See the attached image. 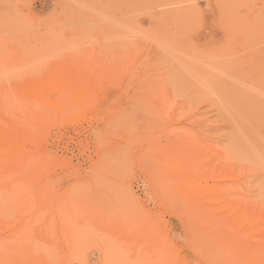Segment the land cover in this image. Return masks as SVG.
Instances as JSON below:
<instances>
[{"label":"rangeland","instance_id":"1","mask_svg":"<svg viewBox=\"0 0 264 264\" xmlns=\"http://www.w3.org/2000/svg\"><path fill=\"white\" fill-rule=\"evenodd\" d=\"M226 42L228 43L226 44ZM0 48V83L8 85L10 94H13L11 90L18 91L20 87L22 94L26 93V90L22 87L33 81L32 78L34 80L40 79L43 87L49 85L45 88H48L50 92L51 87L61 81L59 84H63L68 92L67 95L71 92L70 95L72 96L69 97L68 95V98H72V100H69L70 104L74 103L72 105L68 103L69 105L66 104L68 106L62 105L60 107V103L51 102L49 103L52 105L51 109L49 104H46L48 109L45 107L46 105H43L42 109L40 108V110L34 112V114L36 113L34 115L36 116L35 121L38 115L43 118L39 113L41 111L46 112V110H48L46 113L41 114L47 119L44 120L45 122L42 119V123L41 121L34 122L32 119L33 122L31 121V123L36 125L32 126L30 123L31 116H29V119H27L32 126H29L30 128L28 127V120L24 118L27 117V112H30L31 103L33 106L35 105L34 101L27 102V105H30L28 108L26 107L28 111L25 109L24 115L17 120V122H21V118L24 116L22 123L25 120L24 123L26 122L28 125L19 124L23 126L19 127L18 125L17 128V123H14L16 120L11 119L13 116L9 117V120L5 119L9 123L14 121L12 126L14 131L12 130V132L13 136L17 137L14 143L16 145L11 167L13 169L18 166L23 168V176L21 182H17V186L20 188L21 185H26L22 182L27 177L38 179L37 185L30 192L31 195L35 196L39 192H45L42 189L44 185H48V181L49 184L52 182V185L44 193V201L42 202L31 200L33 197L28 193L25 197L31 203L27 202L28 205L23 199L21 202L19 201L21 204L17 203L19 198L16 205H14V199L17 196H14L15 198L12 196L14 203H10L6 200L9 196L0 195V203L5 200V203L8 204L9 202V207L5 203L6 206L4 208L2 206L3 209L5 207L8 209L6 208L4 211L2 209L1 218H6L9 224L14 221L26 222L27 217L31 220L32 217L29 214L33 215L34 209H37L40 205L43 206L44 202H50L49 207L45 208V212H42L39 220L44 218L41 222L38 221L36 224L38 218H32L34 223L32 239L38 237L40 231L48 228V222L49 224L52 222V224H55H53L55 228L50 225L52 231L53 229L56 230L53 231L55 237L52 236L51 231V239L57 241L56 239L59 238V242H61V236L66 240L72 239V236L74 239L75 236L77 238L79 236L85 237L84 241L87 244L80 242V246L86 250L84 251V264H98L104 258H102L104 244L111 241L113 243L111 246H115L113 240H117V238L113 239V236L118 235V233L112 232L114 234H111L109 238L110 228L106 224L105 227L100 224L98 220L100 214L105 213L112 217V215H117L111 211V209H116L113 208L114 206H119L116 213H123L125 211H123L124 207L132 204L133 208H131L132 206L126 207L129 215H126V217L133 216L131 219H137L141 215L147 214L146 216L149 217L151 214L150 220L154 218L158 229L163 230H159L160 234L167 236L171 253L177 264H264V246H262L264 245V205L260 204L261 208H258V203L264 202V0H0ZM66 49L68 50L66 51ZM24 57L27 59H24ZM117 62L119 63L117 64ZM22 64L29 66H22ZM51 66H54V68L51 69ZM43 67L46 68L41 69ZM49 68L52 70L50 71L51 77L48 76L49 71L47 70ZM38 72L39 79V75L36 74ZM3 74L5 78L1 77ZM10 74L12 75L10 76ZM44 74L45 77H43ZM78 75L81 80L78 77L80 83L76 84ZM25 76L26 78H24ZM35 76H37L36 79ZM66 78H69L68 81L63 82L62 80ZM17 79L21 82L16 81ZM147 80H153L156 83L164 80V86L168 90L170 89L172 99L171 104L169 103L171 107L168 104V110L170 111L166 112L167 115L166 113H160L156 109V104L149 105L150 98L144 99V95L148 93L147 87L144 86ZM71 84L74 89L78 88L80 84L81 90L80 87L76 89L78 92L75 90L80 96H77L75 92L72 94L74 89L72 90ZM1 90L0 98L3 93L4 96H7V92ZM52 93L54 92L52 91ZM18 97L20 98V93L15 96L17 100L10 99L13 104L10 103L8 98L3 107L7 110H13L14 114H18L19 110H16V108L19 109V104L16 102L19 101ZM77 98H81L80 102L82 104L77 101ZM83 99L87 103H84ZM14 102L17 105L15 108ZM59 108L64 111L61 112ZM30 113L29 115L32 114ZM28 130L30 134L27 133V135L25 133ZM187 132H193L190 135L191 137ZM24 136L25 138H23ZM18 138L26 141H17ZM34 144L36 145L35 148ZM196 144L199 147H196ZM182 147L184 150H182ZM194 149L199 150L194 152ZM220 153L221 156L217 155ZM198 154H201V156L199 157ZM208 154L212 159L209 158ZM204 155L205 157H203ZM23 156H25L24 159ZM194 156L197 157L194 159ZM218 158L219 162L216 161ZM226 159L239 166L246 165L247 168L245 171L241 169V173L237 172L235 168L238 165L232 169L229 166L232 163L229 164ZM32 160L37 167L34 168L33 163H31ZM164 160L165 162L168 161L169 164H167L168 162L165 163ZM193 162H196L195 165ZM200 162L205 165V168ZM209 163L215 165L210 168ZM224 163H227V167H224ZM23 164L24 166H22ZM196 164L199 165L196 166ZM45 165L47 166L45 167ZM206 165H209V167H206ZM39 167L41 168L39 169ZM208 168L213 171H209ZM164 171L167 174H164ZM168 174L173 175L172 177L176 176L177 181L172 180V177ZM166 175L171 179L168 180V184L165 183L168 177ZM155 182H157L156 185ZM160 182L162 183L159 184ZM170 185L172 188L168 187ZM1 186L2 184H0ZM38 186L40 187L38 188ZM70 186L71 189H68ZM176 186H178L180 192L176 191L174 195L173 192L177 190ZM226 186L229 189L225 188ZM173 187L176 189H173ZM21 188H25V186ZM167 188H170L171 191L173 189L171 193L174 196L170 200L168 198L172 195L167 192ZM3 189V187L0 188L1 191ZM163 189H166V191ZM84 191L91 196L88 198L89 200L86 199L88 195ZM98 192L99 195L97 196ZM231 192L233 196H236V194L242 195L243 193L245 196L242 195V197L248 195L247 201H245V198L243 200L245 204L242 205L241 195L240 198L237 197L239 200H235L237 198L234 199L233 197L234 200H230ZM239 192L240 194H238ZM63 193L65 196L73 193V196L79 195L81 200H78L79 202H82L83 199L81 198L84 196L81 193L85 194L83 198L89 203L90 200H94L96 203L98 202L97 199H104V202L100 199L101 203L103 202L102 204L99 200V205H103L102 207L106 205V208L100 209V206H95L94 202L90 204L95 206H93L94 210L97 207V210L100 211L106 210L110 205L107 209L109 213L96 210L98 213H95L97 214L96 217L91 215L92 219L89 213L93 211L91 209L93 207L90 204L85 206L87 202H84L82 205L80 204L81 209L78 207L77 211V215L79 213L80 218L82 216L81 219H85L80 223L81 219L75 214V210L73 216V212H71L72 214L63 212L66 211V208L70 212L68 207H63V211L61 208L58 209L62 206L60 204L64 202L65 196ZM91 194H94L95 197ZM199 194L203 198L199 199ZM212 195L218 196V199ZM208 196L211 198H207ZM58 197L61 199H58ZM75 197V200H77V196ZM163 197L166 199H163ZM219 197H221L220 200ZM204 198L207 199L204 200ZM248 198L256 203L258 202L257 207H254V202L251 203L252 200ZM228 199L230 203L227 202ZM78 201L77 203H79ZM225 201L228 206L222 208L223 203L221 202ZM52 203L56 204L52 205ZM1 205L3 204L1 203ZM192 205H196L195 209L197 206L199 208L200 205V211L198 208L196 211L193 209L194 213L192 210L194 206L192 207ZM209 205L211 208L215 206H218V208L215 207L213 208L215 210L212 211L213 209L208 207ZM26 206L28 209L31 208L29 212L25 210L27 209ZM231 206L234 208H230ZM22 207L25 208L24 211H21ZM86 207L89 208H87L89 212L85 211ZM238 207H242L239 208L242 211L238 210ZM17 208L22 214L19 210L20 214H16L17 211L14 212ZM121 208H123L121 210L123 212L119 211ZM54 209L57 210V213L62 212L59 215H63V213L72 215L67 218L63 215L65 221L66 219H68L67 221L71 220L69 223L66 222V225L63 222L66 226L65 230H68V227H71V230L63 231L64 227L60 220L62 216L59 219L58 215L57 222V213ZM226 210L230 212H225L226 215L223 216L225 219L222 216L221 219L219 215ZM249 210L250 213H248ZM256 210H258V213ZM12 212L14 213L12 214ZM190 212H193L191 215L194 216H191ZM235 212L238 213L237 217L239 219L235 220L237 218ZM50 213L53 214V216L51 215L52 219L56 217L53 219L54 222L51 220V216L48 217ZM251 213L253 215L250 217ZM256 213L259 214V216L257 215L258 218L254 215ZM87 216H90L91 221H88L89 217L87 218ZM226 216H229V218H226ZM233 216L235 217L231 218ZM121 217L126 222L131 220L128 217L126 218L125 214ZM242 217L244 220L240 221V225L239 220L240 218L242 220ZM226 219L228 220L226 221ZM219 220H222L223 223L222 221L217 222ZM230 221L231 224H227ZM42 222L45 226H42ZM58 223L61 225V231L57 230L59 228ZM78 223L81 224L79 228H77ZM67 224L71 225L67 226ZM237 224H239L238 229L233 227H237ZM227 225H230L231 229L233 228L230 230L231 232L227 230L230 229V226ZM35 226L36 230L39 228V233L35 231ZM222 226L224 228L223 232L220 230ZM255 226L259 228L254 230ZM43 227L45 228L43 229ZM211 227L216 230L211 229ZM250 227L253 229L252 231L248 229ZM4 229L5 232H3ZM244 230H247V232L250 230V232L248 234L247 232L243 233ZM0 231L1 234L10 232L5 226H1ZM59 232L61 236H59ZM78 232L80 233L76 234ZM63 233H66V237ZM236 233H240L238 236L247 234L246 240L242 241L238 238L236 241L233 238V236L237 237ZM9 234L6 233L5 237L0 236L7 239ZM85 234L86 236H84ZM255 237H257L256 240H254ZM88 238L90 239L88 240ZM62 242L58 243L59 246L61 244L60 248L65 247L66 242ZM10 243L7 244L10 245ZM82 243L84 244L82 245ZM223 243L227 244L223 245ZM230 246L232 247L230 248ZM241 248L246 249L244 254L235 257L234 254ZM216 252L219 256L215 254V257L214 253ZM118 253L117 262L121 261L118 264H126L129 260L127 257L130 258L128 264H137L136 261L131 259V253L128 250H124V254ZM251 253L253 256H250ZM67 263L80 264V261L71 259Z\"/></svg>","mask_w":264,"mask_h":264},{"label":"bare ground","instance_id":"2","mask_svg":"<svg viewBox=\"0 0 264 264\" xmlns=\"http://www.w3.org/2000/svg\"><path fill=\"white\" fill-rule=\"evenodd\" d=\"M27 11V10H26ZM29 12V11H28ZM29 14H30V12H29ZM21 15V14H20ZM27 15V14H26ZM32 17H33V15H32ZM9 18V17H8ZM23 19V18H22ZM30 19H33V18H30ZM8 20V19H7ZM22 21V20H21ZM37 21V20H36ZM26 26V25H25ZM23 27V26H22ZM22 29V28H21ZM24 32V31H23ZM22 32V33H23ZM234 32V31H233ZM20 34V33H19ZM10 35V34H9ZM16 36V35H15ZM230 36V35H229ZM11 37V36H10ZM28 37V36H27ZM9 38V37H8ZM29 38V37H28ZM13 40H15V39H13ZM12 40V41H13ZM43 40V39H42ZM209 40V39H208ZM229 40V39H228ZM20 41V40H19ZM24 41V40H23ZM26 41V40H25ZM227 41V40H226ZM48 42V41H47ZM229 42V41H228ZM228 42H226V44L228 43ZM14 43V42H13ZM31 43V42H30ZM209 43V42H208ZM3 44V43H2ZM7 44H9V43H7ZM12 44V43H11ZM210 44V43H209ZM225 44V43H224ZM4 45H5V43H4ZM64 45V44H63ZM211 45V44H210ZM223 45V44H222ZM8 46V45H7ZM21 46H23V45H21ZM28 46V45H27ZM233 46V45H232ZM40 47V46H39ZM64 47H65V45H64ZM221 47H223V46H221ZM226 47V46H225ZM23 48V47H22ZM66 48V47H65ZM228 48V47H227ZM233 48V47H232ZM1 49V48H0ZM23 50V49H22ZM40 50V49H39ZM68 49H66V51H67ZM7 51V50H6ZM6 51H5V53H6ZM20 51V50H19ZM18 51V52H19ZM24 51V50H23ZM26 51V50H25ZM70 51V50H69ZM68 51V52H69ZM17 52V53H18ZM29 53V52H28ZM66 53V52H65ZM22 54H23V52H22ZM31 54V53H30ZM74 54V53H73ZM125 54V53H124ZM11 55V54H10ZM27 55V54H26ZM123 56V55H122ZM121 56V57H122ZM125 56H126V54H125ZM26 57V56H25ZM24 57V59H27V58H25ZM36 57V56H35ZM34 57V58H35ZM68 57V56H67ZM86 57H88V56H86ZM124 57V56H123ZM134 57H135V55H134ZM5 58H6V56H5ZM11 58V57H10ZM3 59H4V57H3ZM17 59V58H16ZM36 59H37V57H36ZM121 59V58H120ZM126 59V58H125ZM7 60V59H6ZM20 60V59H19ZM122 60V59H121ZM8 61V60H7ZM12 61V60H11ZM18 61V60H17ZM22 61V60H21ZM24 61V60H23ZM56 61V60H55ZM120 61V60H119ZM123 61V60H122ZM122 61H121V63H122ZM5 62V61H4ZM4 62H1V63H4ZM40 62V61H39ZM52 62V61H51ZM125 62V61H124ZM6 63V62H5ZM11 63H13V62H11ZM20 63V62H19ZM33 63H34V60H33ZM66 63H68V62H66ZM112 63V62H111ZM119 62H117V64H118ZM120 63V64H121ZM8 64V63H7ZM10 64V63H9ZM35 64V63H34ZM34 64H32V65H34ZM144 64V63H143ZM6 65V64H5ZM14 65V64H13ZM21 65V64H20ZM24 64H22V66H23ZM38 65V64H37ZM52 65V64H51ZM63 65V64H62ZM69 65V64H68ZM67 65V66H68ZM71 65V64H70ZM1 66H2V64H1ZM10 66V65H9ZM21 66V67H22ZM24 66H29V65H24ZM41 67H42V65H40ZM45 66V65H44ZM49 66V65H48ZM63 66H65V65H63ZM4 67V66H3ZM11 67V66H10ZM25 68H27V67H25ZM25 68H23V69H25ZM44 68H46V67H43V68H41V69H44ZM51 69H53L54 68V66H51L50 67ZM48 69L47 71H49V73H48V76L49 77H51V72L50 71H52L51 69ZM56 68V67H55ZM58 68V67H57ZM22 69V70H23ZM28 69V68H27ZM63 69H64V67H63ZM69 69V68H68ZM5 70V69H4ZM26 70V69H25ZM59 70V69H58ZM58 70H56V71H58ZM6 71V70H5ZM12 71V70H11ZM17 71H19V70H17ZM37 71H39V70H37ZM36 71V72H37ZM43 71V70H42ZM45 71V70H44ZM61 71V70H60ZM65 72H66V70H64ZM23 72V71H22ZM40 72V71H39ZM39 72L38 73H36L37 75H39ZM53 72H54V70H53ZM79 72V71H78ZM114 72V71H113ZM6 73V72H5ZM8 73H9V71H8ZM27 73H28V71H27ZM45 73V72H44ZM47 73V72H46ZM59 73V72H58ZM63 73V72H62ZM62 73H60V74H62ZM67 73H68V71H67ZM1 74V73H0ZM17 74V73H16ZM26 74V73H25ZM24 74V75H25ZM30 74V73H29ZM35 74V73H34ZM41 74V73H40ZM55 74H56V72H55ZM54 74V75H55ZM66 74V73H65ZM69 74V73H68ZM81 74V73H80ZM79 74V75H80ZM7 75V74H6ZM12 74H10V76H11ZM27 75V74H26ZM31 75V74H30ZM53 75V74H52ZM53 75V76H54ZM58 75V74H57ZM67 75V74H66ZM79 75L77 76V78H76V76H75V78H76V81L77 82H75L76 84L77 83H80L79 81L81 80V77H79ZM4 77L5 78V76H4V74L3 75H1V77ZM41 76H43V75H41ZM67 76H69V75H67ZM84 76V75H83ZM146 76V75H145ZM27 77H28V75H27ZM30 77V76H29ZM36 77L37 76H35L34 78L36 79ZM39 77H40V75L38 76V79H39ZM43 77H45V74H44V76ZM73 77V76H72ZM80 78V80H79V78ZM160 77V76H159ZM18 78V77H17ZM24 78H26V76L24 77ZM32 78V77H31ZM59 78V77H58ZM71 78V77H70ZM74 78V77H73ZM113 78V77H112ZM11 79L13 80V78L11 77ZM29 80H31L30 78H28ZM48 79V78H47ZM51 79V78H50ZM62 79V78H61ZM61 79H59V80H61ZM69 79V78H68ZM68 79L66 78V79H64V80H62L63 82L64 81H68ZM84 79V78H83ZM83 79H82V81H83ZM151 79V78H150ZM152 79H154V78H152ZM158 79H160V78H158ZM157 79V80H158ZM162 79V78H161ZM165 79V78H164ZM19 79H17L16 81H18ZM28 80V81H29ZM32 80L33 81H30L29 82V84H27L28 82L26 81V84L27 85H25L24 87H22V88H24L25 90H26V93H23L22 94V91H21V87H20V85H19V87H20V89L18 88V91H19V93H20V98H21V100H22V102L20 103V98L18 97V100L19 101H16L18 104H19V109L18 108H16V110L18 111V114H14L13 113V110H7V109H5V107H3V104L5 103V101L8 99L9 101H10V103H11V100L10 99H15V100H17L16 98H15V96H17L19 93H18V91L17 90H15L14 89V91H12L11 90V92H13V94L11 93H9V89H8V85H6V84H4V83H0V88L1 89H3L4 90V92L6 91L7 92V96L5 95H3L2 93V95H1V98H0V112H1V114H0V184H2V186L0 187V188H4L2 191L0 190V195H5V196H9V197H7L6 198V200H8L10 203L12 202V203H14V200H15V204L14 205H16V201H17V199H18V201H17V203H20L21 202V200L23 199L24 200V202H30V201H28V199L27 198H25L26 197V195L29 193V195H31L30 194V192H31V190H32V188L33 187H35L36 185H37V183H38V179H36V178H34V177H27L26 178V180L25 181H23L22 183H24V184H26V185H23V186H25V188H21V187H23L22 185L20 186V188L17 186V182H19L20 180H21V177L23 176V168L21 167V166H18L16 169H13L12 167H11V163H13V156H14V151H15V145L16 144H14L15 143V141H16V138L13 136V132H12V130L14 131V129L12 128V126H13V122L14 121H12V123H9V121L7 122V120H9L10 118H11V116H13L11 119H15L16 121L14 122L15 124L17 123V128H18V125L19 124H26V125H28L27 123H29V116H31V119H30V123H31V121H32V119H33V121L34 122H38V121H41L42 119V121L43 122H45L44 120H46L47 118H44L45 116H42L43 114H41V113H44V112H42L41 111V113H39V111H37L39 114H40V116L41 117H43V118H40L39 117V115L37 116L38 118H36L37 120L35 121V117L36 116H34L35 114H34V112H36V110H40V108L41 107H43V105H46V104H49V103H51V102H58L57 104H59L60 103V107H62V105H64L65 107L66 106H68L69 104H70V102H69V100H72V98H68V95H69V97L70 96H72V95H70L71 94V92L67 95V90L65 89V87L63 86V84H59V83H61V81L58 83V84H54L52 87H51V92L48 90V88L46 89L45 87H48L49 85H46L45 87H43V85L41 84V80L39 79V80H34L33 78H32ZM52 80V79H51ZM75 80V79H74ZM73 80V81H74ZM79 80V81H78ZM144 80V79H143ZM5 81V80H4ZM14 81V80H13ZM20 82H21V80H19ZM53 81V80H52ZM57 81V80H56ZM70 81V80H69ZM86 81V80H85ZM84 81V82H85ZM9 82V81H8ZM49 83H50V81H49ZM70 83V82H69ZM74 83V82H73ZM87 83V82H86ZM16 84V83H15ZM25 84V83H24ZM65 84H66V82H65ZM89 84V83H88ZM45 85V84H44ZM86 85V84H85ZM71 86H72V84H71ZM75 86H77V85H75ZM144 86L145 87H147V89H148V93L146 94V95H144L145 97H144V99H146V98H150V103H149V105H153V104H156V109L160 112V113H166L167 111L169 112L170 110H168L169 108H168V104L170 103L171 104V99H172V97H171V93H170V89L168 90V88H166L165 86H164V80H160V82L159 83H156V82H154L153 80L151 81V80H147L146 82H145V84H144ZM168 86H170V85H168ZM13 87H14V85H13ZM16 87V86H15ZM80 87V84H79V86H78V88ZM17 88V87H16ZM71 88V87H70ZM77 87H76V89H78ZM83 88V87H82ZM171 88V87H170ZM0 89V91H2ZM13 89V88H12ZM74 88H73V86H72V90H73ZM76 89H74L73 90V92H72V94H74V92H75V90ZM80 90H81V87L79 88ZM23 90V89H22ZM172 90V89H171ZM21 91V92H20ZM50 93H49V92ZM52 91L54 92V93H52ZM77 91V90H76ZM24 92V91H23ZM78 92V91H77ZM77 92H75L76 94H77ZM139 92V91H138ZM171 92H173V91H171ZM51 93H52V100L50 99L51 98ZM49 94V95H48ZM140 94V93H139ZM55 96V98L53 99V97ZM79 94H77V96H78ZM80 96V95H79ZM3 97V98H2ZM5 97H6V99H5ZM80 99L81 98H77V101H79L80 102ZM86 99L88 100V97L86 96ZM137 99V98H136ZM14 100V101H15ZM76 100V99H75ZM177 100V99H176ZM30 101L32 102V101H34L35 103V105L33 106V104L31 103V106L29 107L28 105H27V102H29L30 103ZM86 101V100H85ZM84 101V99H83V102L84 103H87V101L85 102ZM183 101V100H182ZM62 103H64V104H62ZM69 103V104H68ZM76 103V102H75ZM81 104H82V102H80ZM11 104H13V103H11ZM16 103L14 102V108L15 107H17V105H15ZM66 104H68V105H66ZM72 104H74L73 102L70 104V105H72ZM170 104H169V107H171L170 106ZM177 104V103H176ZM175 104V105H176ZM7 105V104H6ZM49 108L51 109V106L52 105H50L49 104ZM54 106H56L55 104H54ZM79 106V105H78ZM26 107L28 108L29 107V111L32 113H30L31 115H29V113L27 112V117L26 118H24L25 120L27 119L28 120V122L26 123H24V121H23V123H22V118L24 117H22L21 118V122H17V120H18V118L19 117H21L22 115H24V113H25V109H26ZM46 108L48 107L47 105L45 106ZM71 107V106H70ZM58 108V107H57ZM148 108V107H147ZM181 108V107H180ZM11 109V108H10ZM42 109V108H41ZM48 109V108H47ZM59 109H61V112H63L64 110H62V108H59ZM63 109H67V108H63ZM69 109V108H68ZM173 109V108H172ZM46 110V109H45ZM58 110V109H57ZM56 110V111H57ZM4 111V112H3ZM15 111V110H14ZM16 111V112H17ZM26 111H28L27 109H26ZM48 110H46V112H47ZM50 111V110H49ZM173 111V110H172ZM3 112V113H2ZM10 112H11V114H10ZM45 112V113H46ZM73 113V112H72ZM160 113H158V114H160ZM13 114V115H12ZM48 114V113H47ZM57 114V112L55 113V115ZM156 114H157V112H156ZM169 114V113H168ZM16 115V116H15ZM166 115H167V113H166ZM165 115V116H166ZM32 116H34V118H32ZM155 116V115H154ZM7 117V118H6ZM10 117V118H9ZM155 117H157V116H155ZM9 118V119H8ZM5 119H7V120H5ZM153 119H154V117H153ZM159 119V118H158ZM32 121V122H33ZM42 121H41V123H42ZM29 123V125H28V127L29 126H31V124ZM40 123V122H39ZM152 123V122H151ZM14 124V125H15ZM44 124V123H43ZM34 124H32V126H33ZM20 126H23V125H19V127ZM31 126V127H32ZM34 126H36V125H34ZM149 126V125H148ZM27 127V126H26ZM149 127H151V126H149ZM172 127V126H171ZM30 128V127H29ZM34 128V127H33ZM23 129H24V127H23ZM26 129H28V128H26ZM31 131H33L34 130V132H35V128L32 130V129H30ZM149 130V129H148ZM29 131V130H28ZM23 132V133H25V134H27V133H29L30 134V131L29 132ZM168 131V130H167ZM169 132V131H168ZM33 133V132H32ZM31 133V134H32ZM36 133V132H35ZM39 133V132H38ZM37 133V134H38ZM188 134H189V136L190 135H192L193 134V132L191 133V132H187ZM34 134V133H33ZM33 134H32V137H33ZM28 135V134H27ZM35 135V134H34ZM31 136V135H30ZM37 136V135H36ZM35 136V137H36ZM39 136V135H38ZM20 137V136H19ZM191 137V136H190ZM14 138H15V140H14ZM23 138H25V136L23 137ZM34 138V137H33ZM40 138V137H39ZM42 138V137H41ZM99 138V137H98ZM19 139V138H18ZM17 139V141H22V140H18ZM41 140V139H40ZM39 140V141H40ZM189 140V139H188ZM26 141V140H25ZM25 141H22V142H25ZM28 141V140H27ZM30 141V140H29ZM21 142V143H22ZM182 142V141H181ZM187 142V141H186ZM27 143V142H26ZM32 144H33V142H31ZM38 143V142H37ZM36 143V144H37ZM40 143V142H39ZM188 143V142H187ZM32 144H29V145H32ZM21 144H19V146H20ZM40 145H41V143H40ZM197 145V144H196ZM196 145H194V146H196ZM33 146V145H32ZM35 144H34V148H35ZM183 146V145H182ZM20 147H22V146H20ZM43 147V146H42ZM178 147V146H177ZM183 147H185V146H183ZM183 147H182V150H184L183 149ZM193 147V146H192ZM196 147H199L198 145L196 146ZM33 148V149H34ZM181 148V147H180ZM224 148V147H223ZM23 149H24V147H23ZM44 149V148H43ZM171 149H172V147H171ZM170 149V150H171ZM185 149H187V148H185ZM201 149V148H200ZM208 149V148H207ZM207 149H206V151H207ZM219 149H222V148H219ZM114 150V149H113ZM190 150H193V149H190ZM195 150V149H194ZM197 150V149H196ZM194 151V152H198V150L197 151ZM202 150H204V149H202ZM225 150H226V148H225ZM26 151V150H25ZM33 151V150H32ZM36 151V150H35ZM45 151V150H44ZM189 151V150H188ZM205 151V152H206ZM223 152H224V150H222ZM28 152H29V150H28ZM186 152V151H185ZM209 152V151H208ZM20 153V152H19ZM112 153V152H111ZM166 153H168V152H166ZM187 153V152H186ZM200 153V152H199ZM211 154L213 153V152H210ZM217 153V152H216ZM219 153V152H218ZM26 154H27V152H26ZM31 154V153H30ZM29 154V155H30ZM39 154V153H38ZM43 154V153H42ZM45 154V153H44ZM107 154V153H106ZM195 154V153H194ZM210 154V155H211ZM215 154V153H214ZM224 154H226L225 152H224ZM21 155H24V154H21ZM28 155V156H29ZM41 155V154H40ZM187 155V154H186ZM197 155V154H196ZM217 155H222L221 153L220 154H217ZM27 156V158H29ZM38 156V155H37ZM48 156V155H47ZM165 156V155H164ZM198 156L200 157L201 156V154L199 155L198 154ZM208 156H209V154H208ZM208 156H206V157H208ZM24 157L25 156H23L22 158L24 159ZM31 157H33V156H31ZM36 157V156H35ZM46 157V156H45ZM112 157V156H111ZM111 157H109V158H111ZM193 157V156H192ZM197 157V156H196ZM195 156H194V159L196 158ZM203 157H205V155L203 156ZM214 157V156H213ZM224 157V156H223ZM26 158V159H27ZM209 158L210 159H212L210 156H209ZM215 158H217V157H215ZM220 158H222V157H220ZM31 159H33V158H31ZM43 160V159H42ZM42 160H41V162H42ZM49 160V159H48ZM175 160V159H174ZM189 160H191V159H189ZM189 160H188V162H189ZM207 160V159H206ZM218 160V162H219V158L218 159H216V161ZM223 160H225L224 158H223ZM226 160H228V159H226ZM35 161V160H34ZM37 161V160H36ZM214 161V160H213ZM245 161V160H244ZM29 162V161H28ZM51 162V161H50ZM164 162H165V160H164ZM168 161H166L165 163H167ZM205 162V161H204ZM215 162V161H214ZM225 162H227V161H225ZM228 162H229V164L230 163H232L231 162V160L229 161L228 160ZM235 162H236V160H235ZM243 162V161H242ZM31 163H33V160H32V162ZM35 163V162H34ZM33 163V165H34V168H35V166L37 167V165H35ZM47 163H48V161H47ZM46 163V164H47ZM194 163V165H195V163L196 162H193ZM201 163V165L203 164L202 162H200ZM206 163H208V161H206ZM205 163V164H206ZM221 163V162H220ZM250 163V162H249ZM249 163H247V164H249ZM29 164V163H28ZM39 164V163H38ZM49 164V163H48ZM162 164V163H161ZM167 164H169V162L167 163ZM210 164V163H209ZM223 164V163H222ZM228 164V165H229ZM232 164H234V165H232ZM232 164H230L229 166H231V168L233 169L234 167H236L238 164H235V163H232ZM241 164H245V163H241ZM14 165V164H13ZM20 165V164H19ZM31 165V164H30ZM32 165V166H33ZM44 165V164H43ZM55 165V164H54ZM174 165V164H173ZM199 165V164H198ZM197 164H196V166H198ZM213 165H215V164H210V168H211V166L213 167ZM218 165V164H217ZM22 166H24V164L22 165ZM39 166V165H38ZM42 166V165H41ZM47 165H45V167H46ZM50 166V165H49ZM171 166V165H170ZM204 168H205V165L203 164L202 165ZM221 166H223V165H221ZM246 166V165H245ZM245 166H237L235 169H237V172L239 171L240 172V170L242 169V170H244L245 171V169L247 168V167H245ZM14 167V166H13ZM51 167H53V166H51ZM202 167V168H203ZM206 167H209V165L207 166L206 165ZM224 167H227V163H224ZM250 167V166H249ZM29 168V167H28ZM32 168V167H31ZM41 167H39V169H40ZM239 168V169H238ZM251 168H252V166H251ZM100 169V168H99ZM102 169V168H101ZM195 169V168H194ZM209 169V168H208ZM217 169H220V168H217ZM217 169H216V171H217ZM53 170V169H52ZM56 170V169H55ZM54 170V171H55ZM166 170V169H165ZM200 170V169H199ZM211 169H209V171H210ZM223 170H225L224 168H223ZM259 170V169H258ZM28 171L29 172H31L29 169H28ZM208 171V172H209ZM211 171H213V170H211ZM261 171V170H260ZM29 172H28V174H29ZM56 172V171H55ZM167 172V171H166ZM175 172V171H174ZM222 172H224V171H222ZM235 172V171H234ZM263 172V171H262ZM32 173V172H31ZM96 173H98V172H96ZM241 173V172H240ZM242 173H243V171H242ZM252 173V172H251ZM259 173V172H258ZM52 174V173H51ZM55 174V173H54ZM164 174H167V173H165V171H164ZM172 174V173H171ZM169 175L170 177H172L173 175ZM193 174V173H192ZM191 174V175H192ZM205 174V173H204ZM227 174V173H226ZM48 175V174H47ZM161 175V174H160ZM168 175H166V176H168ZM209 175H210V173H209ZM43 176V175H42ZM167 177L166 179H167V181H166V179H164L166 182L165 183H167L168 184V180L170 181L171 179L173 180H175V182L177 181L175 178H176V176L175 177H172L171 179H169L170 177ZM211 176V175H210ZM227 176V175H226ZM51 177V176H50ZM161 177H163V176H161ZM165 177V176H164ZM204 177V176H203ZM206 177V176H205ZM212 177V176H211ZM253 177H254V175H253ZM94 178V177H93ZM95 179V178H94ZM177 179H178V177H177ZM184 179V178H183ZM198 179V178H197ZM201 179V178H200ZM210 179V178H209ZM226 179V178H225ZM50 180V179H49ZM54 180V179H53ZM214 180V179H213ZM212 180V181H213ZM224 180V179H223ZM160 181H161V179H160ZM163 181V180H162ZM21 182V181H20ZM44 182V181H43ZM54 182H56V181H54ZM54 182H53V184H54ZM164 182V181H163ZM190 182H193V181H190ZM209 182H211V181H209ZM252 182V181H251ZM45 183V182H44ZM43 183V184H44ZM48 183V185H44L43 186V189L42 190H44L45 192H46V190L48 189V188H50L49 186L50 185H52V182H50L51 184H49V181L47 182ZM46 183V184H47ZM162 182H160L159 184H161ZM173 183V182H172ZM196 183V182H195ZM4 184V185H3ZM19 184V183H18ZM79 184V183H78ZM84 184V183H83ZM86 184V183H85ZM88 184V183H87ZM86 184V185H87ZM157 184V182H155V185ZM249 184V183H248ZM55 185H56V183H55ZM77 185V184H76ZM222 185V184H221ZM83 186H85V185H83ZM158 186V185H157ZM165 186V185H164ZM163 186V188H165ZM175 186V185H174ZM205 186V185H204ZM229 186H231V185H229ZM253 186V185H252ZM40 186H38V188H39ZM80 187V186H79ZM87 187V186H86ZM168 187H171V185L170 186H168ZM177 187V190H175L173 193H174V195H175V192L177 191H179L178 190V186H176ZM208 187V186H207ZM207 187H204V188H207ZM232 187V186H231ZM38 188H37V191H38ZM41 188H42V185H41ZM51 188H52V186H51ZM71 189V186L70 187H68V189ZM74 188V187H73ZM172 188V187H171ZM211 188V187H210ZM209 188V189H210ZM218 188V187H217ZM225 188H228L229 189V187L228 186H226ZM233 188V187H232ZM75 189H76V187H75ZM80 189H82V188H80ZM84 189V188H83ZM94 189V188H93ZM170 189V188H169ZM168 188H167V192L168 193H171L172 191H173V189H176L175 187H173V189H172V191H171V189H170V192L168 191L169 190ZM179 189H181L180 187H179ZM227 189V190H228ZM235 189V188H234ZM233 189V190H234ZM36 190V189H35ZM74 190V189H73ZM84 190H86V189H84ZM95 190V189H94ZM163 190H165L166 191V189H163ZM162 190V191H163ZM212 190V189H211ZM40 191V190H39ZM88 191V190H87ZM91 191V190H90ZM107 191V190H106ZM122 191V190H121ZM164 191V192H165ZM44 192V193H45ZM68 192V191H67ZM76 192V191H75ZM86 191H84V193H85ZM92 192H94V191H92ZM166 192V193H167ZM180 192V191H179ZM183 192V191H182ZM226 192V191H225ZM44 193L43 192H39L38 194H36L35 196H33V195H31V197H33L31 200H34V201H37V202H42V201H44L43 200V196H44ZM58 193H60V194H62L61 192H58ZM82 194L81 193V195H84L83 197H85V194ZM94 193H96V192H94ZM100 193H103V192H100ZM106 193H108V192H106ZM167 193V194H168ZM59 194V195H60ZM65 194H67V193H65ZM70 194V193H69ZM74 194V193H73ZM73 194L72 195H64V193H63V195L65 196V198L63 199L64 200V202H62V204H60V205H62V206H58L59 208V210H60V208H61V210L62 209H64L65 207H68L69 208V210H70V212L67 210V208H66V211H63V212H66V213H70V214H72L71 212H73V216H74V210L76 211V215H77V211H78V207H80L84 202L86 203L85 204V206H87L88 204H92L93 202H94V200H90V203H89V201H87L86 199H88V198H90L91 196H89L88 194H87V192H86V194L88 195V197L85 199V198H83L82 196V198L81 199H83L82 200V202H79L78 200H80L79 198V195H75V196H77V200H75V196H73ZM76 194V193H75ZM182 194V193H181ZM226 194V193H225ZM231 195H232V192L230 193ZM234 194V193H233ZM238 194H240V192L238 193ZM246 194V193H245ZM256 194V193H255ZM92 195V194H91ZM97 196L99 195V192H98V194H96ZM106 195V194H105ZM162 195V194H161ZM165 195V193L163 194V196ZM170 195V194H169ZM171 195L172 196H169L170 198H168L169 200L174 196L172 193H171ZM241 195V194H240ZM240 195H237L236 194V196L234 195H232L231 196V198H230V200H234L235 198H237L238 196H239V198H240ZM243 196H245L244 195V193L242 194ZM242 195H241V198H242V205L243 204H245L244 203V198H245V201H247L246 199H247V197H248V195H246L247 197H242ZM14 197V196H17V198H11V197ZM93 197H95L94 196V194L92 195ZM96 196V197H97ZM196 196H197V194H196ZM195 196V197H196ZM199 199L200 198H203L200 194H199ZM212 196H214V195H212ZM101 197H103L102 195H101ZM117 197V196H116ZM179 197V196H178ZM214 197H216V196H214ZM218 197V196H217ZM216 197V198H217ZM229 197H230V195H229ZM234 199H233V198ZM10 200H9V199ZM21 198V199H20ZM61 198H62V196H61ZM61 198H59L58 197V199H61ZM110 198V197H109ZM177 198V197H176ZM180 198V197H179ZM198 198V197H197ZM207 198H211V197H207ZM207 198H204V200H206ZM256 198V197H255ZM14 199V200H13ZM92 199V198H91ZM94 199V198H93ZM101 199V198H100ZM100 199H97L98 200V202H94L95 203V206H98L99 205V200ZM163 199H166V198H164L163 197ZM181 199V198H180ZM218 199V198H217ZM221 199V197H219V200ZM249 199V198H248ZM5 200V201H6ZM27 200V201H26ZM54 200V199H53ZM56 200V199H55ZM89 200V199H88ZM97 200H95V201H97ZM102 200V199H101ZM101 200H100V203H101ZM229 200V199H228ZM230 200L229 201H227L228 203H230ZM235 200H239L238 198L237 199H235ZM249 200H252V199H249ZM5 201L4 202H1L3 205H1V203H0V213H1V211H2V209L4 208V206H6V205H4V203H5ZM7 201V202H8ZM20 201V202H19ZM76 201V202H75ZM77 201L79 202V203H77ZM81 201V200H80ZM92 201V202H91ZM103 202H104V199L102 200ZM197 201V200H196ZM241 201V200H240ZM9 202H8V204H9ZM55 202V201H54ZM58 202V201H57ZM102 202V203H103ZM184 202V201H183ZM200 202V201H199ZM208 202V201H207ZM226 201L225 202H221V203H223V205H222V208L223 207H226V206H228V203H227ZM251 202V201H250ZM254 201L252 200V202L251 203H253ZM22 203H23V201H22ZM28 203H27V205H28ZM50 203V202H49ZM49 203L48 202H44L43 203V206H38V208L37 209H34L35 211L33 212V215H30L29 214V216H31L33 219H37L35 222H36V224L38 223V221L39 222H41L42 220H43V218H42V220H39V219H41V215H42V212L44 211V210H46L47 209V207H49ZM61 203V202H60ZM63 203H64V206H63ZM101 203V204H102ZM120 203H122V202H120ZM130 203H131V200H130ZM198 203V202H197ZM231 203H232V201H231ZM233 203H235V202H233ZM237 203H240V202H237ZM236 203V204H237ZM258 203V202H257ZM257 203L256 202H254V207L256 206L257 207ZM5 204H7V203H5ZM7 204V206L9 207V205ZM21 204V203H20ZM29 204H31V203H29ZM54 203H52V205H53ZM56 204V203H55ZM54 204V205H55ZM81 204V205H80ZM90 204V205H91ZM97 204V205H96ZM99 205L100 206V209L102 208H106V205H104L105 207H102L103 205ZM235 204V205H236ZM259 204V206H258V208H261V205L263 204L264 205V202L262 203V202H259L258 203ZM261 204V205H260ZM11 205H13V204H11ZM35 205H37V204H35ZM117 205V204H116ZM182 205V204H181ZM221 205V204H220ZM234 205V206H235ZM2 206H3V208H2ZM18 206H19V204H18ZM84 206V205H83ZM92 207L94 206V205H91ZM94 206V207H95ZM98 206V207H99ZM110 206V205H109ZM108 206V207H109ZM121 206V205H120ZM127 206H132V204L131 205H126L124 208L125 209H123V208H121L119 211H121L122 209H123V211L125 212H123V211H121V212H123V213H116L117 211H116V209H118L119 208V206L117 205V206H112L113 208H116V209H114V210H112L111 209V211L114 213V214H117V215H112V217L111 216H108V214H100V216H99V221H100V224H103L104 225V227H105V224L107 225V226H109V230H110V232H109V234H108V236H109V238L111 237L110 235L112 234H114V233H112V232H116V234L118 233V235L117 236H113V239L114 238H117V240H113V242H115L114 243V245L115 246H111L113 243L110 241L109 243H106V244H104V246H103V248L102 249H104V255H102V261L100 262L99 261V263L100 264H118V263H120V262H117V260H118V256H119V253L118 252H120L121 254H124L123 252H124V250H128L130 253H131V259L133 260V261H136L137 262V264H177L176 263V261H175V258L173 257V255H172V253H171V247H170V244H169V242L167 241V236L165 237V235L163 236V235H161L160 234V232H159V230H161V229H158V227H157V223L155 224V221L156 220H154V218L153 219H151L150 220V216H152L151 214H150V218L149 217H147L145 214L144 215H141V217H139V218H135V215H134V218L135 219H131V218H133V216L132 217H128L129 215H128V208H126ZM194 205H192V207H193ZM238 206V205H237ZM239 206H241L240 204H239ZM12 207H14V206H12ZM33 207H35V206H33ZM53 207V206H52ZM56 207V206H55ZM64 207V208H63ZM94 207L93 208H91L93 211H90V216L92 215V216H95L96 217V215L97 214H95L98 210H97V207L95 208V210H94ZM108 207H107V209H108ZM118 207V208H117ZM134 206H132L131 208H133ZM195 207H196V205L194 206V208H192V210L194 209L195 211L197 210V208H198V206H197V208L195 209ZM208 207H210L211 208V206L209 205ZM216 207V206H215ZM215 207H212L211 209H213V208H215ZM242 207H244V206H242ZM241 207V208H242ZM245 207H246V205H245ZM7 207H5V209H6ZM15 208V207H14ZM26 208L27 209H25V208H23L22 207V209H21V211L23 210V209H25L26 211L28 210V212L30 211L29 209H31V208H29L28 209V207L26 206ZM46 208V209H45ZM88 207H86V209H87ZM130 208V207H129ZM216 208H218V206L216 207ZM230 208H234L233 206H231ZM229 208V209H230ZM240 207H238V210H240L239 209ZM258 208H256V209H258ZM5 209H3V211L5 210ZM8 209V208H7ZM10 209V208H9ZM50 209H51V207H50ZM57 209V208H56ZM56 209H54V210H56ZM80 209H81V207H80ZM79 209V210H80ZM85 209V208H84ZM85 209V211H87V212H89L88 211V209L86 210ZM107 209L106 210H101V211H107ZM126 209H127V211H126ZM199 209H201L200 208V205H199V208H198V210ZM228 209V210H229ZM18 210H19V208H17V210H14V212H16L17 211V213L16 214H18L19 212H18ZM58 210V211H59ZM73 210V211H72ZM97 210V211H96ZM194 210H193V212H194ZM215 209H213L212 211H214ZM232 210H234V209H232ZM252 210V209H251ZM255 210V209H254ZM8 211V210H7ZM20 211V210H19ZM21 211H20V213H21ZM24 211V210H23ZM68 211V212H67ZM82 211H83V209H82ZM100 210H99V212H101ZM111 211H110V213H111ZM130 211V210H129ZM133 211V210H132ZM200 211V210H199ZM211 211V210H210ZM211 211V212H212ZM240 211H242V210H240ZM257 211V213H258V210H256ZM14 212H12V214L14 213ZM45 212V211H44ZM48 212V211H47ZM51 212V211H50ZM56 213H57V210L55 211ZM54 212V213H55ZM84 212V211H83ZM136 212V211H135ZM193 212L191 213L190 212V215L191 214H193ZM198 212V211H197ZM225 212L227 213V212H230V211H224V215L223 214H221V215H219L220 217L222 216H225L226 214H225ZM237 212V211H236ZM235 212V213H236ZM248 212V211H247ZM251 211L249 210V212L248 213H250ZM19 213V214H20ZM62 212L60 211L59 213H57V222H58V215L59 214H61ZM98 213V212H97ZM107 213H109V210L107 211ZM129 213H133V212H129ZM195 213V212H194ZM213 213V212H212ZM243 213H245V212H243ZM254 214V215H258L259 216V214ZM3 214V213H2ZM1 214V215H2ZM22 214V213H21ZM70 214H66L65 215V213H63V215H65L64 217L65 218H67L68 216H70ZM86 214V213H85ZM88 214V213H87ZM93 214H95V215H93ZM125 214V217H126V215H128L127 217L129 218V219H131V220H129L130 222H126L125 220H123L122 219V215H124ZM138 214H139V212H138ZM141 214V213H140ZM143 214V213H142ZM189 214V213H188ZM211 214V213H210ZM229 214V213H228ZM227 214V215H228ZM232 214H234V213H232ZM231 214V215H232ZM237 214L238 213H236L235 215H236V217H237ZM247 214V213H246ZM3 215H5V216H7L6 214H3ZM2 215V216H3ZM45 215V214H44ZM53 216V214L52 213H50V215H48V217H50V216ZM63 215H59V219L61 218L60 216H62V218H63V220H62V218L60 219L61 221H62V224H63V222H65L64 224L66 225V222L67 223H69V222H71V220L70 221H67L68 219H66V221L64 220V217H63ZM71 215V216H72ZM110 215V214H109ZM214 215V214H213ZM230 215V214H229ZM241 215H242V213H241ZM253 214L251 213L250 214V217L252 216ZM34 216V217H33ZM52 216L50 217L51 218V220L53 221V219L54 218H56V217H54L53 219H52ZM55 216V215H54ZM70 216V217H71ZM77 216H79V218H80V214L78 213V215ZM90 216H87V218H88V221H91L90 219L92 218V216H91V218H90ZM97 216V217H98ZM115 216V217H114ZM191 216H194V215H191ZM239 216V215H238ZM247 216V215H246ZM255 216V217H256ZM258 216L256 217V218H258ZM10 217H11V214H10ZM126 217V218H127ZM137 217V216H136ZM222 217H221V219H222ZM235 216H233V217H231V218H234ZM240 217V216H239ZM254 217V216H253ZM9 218V217H8ZM12 218H14V217H12ZM11 218V219H12ZM18 218H19V216H18ZM32 218H31V220L29 219V217H27V219L25 220L26 222H24V221H17V222H12V223H8V220L6 219V218H1L0 217V225L1 226H5V227H7L8 228V230L10 231V232H6V233H10L9 234V236H8V238L7 239H5V238H2V237H5L4 235L6 234V233H0V235L2 236H0V264H69V263H67L68 261H70L71 259H76V260H79L80 261V264H84L85 262H84V251H86L85 249H84V247H82V246H80V242H85L84 240H85V237H81V236H79V238H77V236H75V239L73 238V236H72V239H68V240H66V238H62V236H61V234H60V232L58 233V234H60L59 236H61L60 237V240H62L61 242L62 243H65L66 242V244H64V246L65 247H63V248H60L61 247V244H60V246H59V244L58 243H61V242H59V238L58 239H56L57 241H55L53 238V240L50 238V236H51V231H52V228H51V226L53 227V224H52V222H50V224H49V222H48V224H47V226H48V228H47V226H46V230H43L45 227H43V229H41V230H43V231H40V235L38 236V237H36V238H34L33 237V239H32V231H33V229H34V223H33V221H32ZM81 218H82V216H81ZM80 218V219H81ZM191 218V217H190ZM224 218V217H223ZM226 218H229V216L227 217L226 216ZM230 218V219H231ZM243 218V217H242ZM74 218L72 217V220H73ZM93 219V218H92ZM96 219V218H95ZM218 219V218H217ZM225 219V218H224ZM236 219H239L238 217L237 218H235V220ZM9 220H10V218H9ZM16 220V219H15ZM30 220V221H29ZM48 220V219H47ZM50 220V221H51ZM79 220V219H78ZM83 220H85L84 218L83 219H81L79 222L81 223V221H83ZM133 220V221H132ZM154 220V221H153ZM228 219H226V221H227ZM232 221H233V219H231ZM244 220V218L241 220V218H240V220H239V224L241 225V222L240 221H243ZM262 220V219H261ZM55 221V220H54ZM53 221V222H54ZM77 221V220H76ZM76 221H75V223H76ZM93 221V220H92ZM193 221V220H192ZM220 221H222V220H219V221H217V222H220ZM251 221H252V219H251ZM73 222V221H72ZM43 223V222H42ZM86 223H87V221H86ZM89 223V222H88ZM96 223H98L97 221H96ZM222 223H223V221H222ZM41 224V223H40ZM59 224V228H57V230L58 231H61V225H60V223H58ZM63 224V227H64V229H63V227H62V229H63V231L65 232L66 230H65V225ZM83 224L85 225V223L83 222ZM204 224V223H203ZM219 224V223H218ZM224 224H225V220H224ZM224 224H222L223 226H224ZM227 224H231V221H230V223L229 222H227ZM239 224H237V227L236 226H233V227H235L236 229H238V226H239ZM254 224V223H253ZM51 225V226H50ZM55 225V224H54ZM69 225H71V224H67V226H69ZM90 226L92 225V223L91 224H89ZM95 225V224H94ZM220 225V224H219ZM233 225V224H232ZM264 225V224H263ZM1 226H0V228H1ZM42 226H45L44 225V223L42 224ZM77 226V225H76ZM81 226V224H79L78 223V226H77V228H79ZM99 226V225H98ZM97 226V227H98ZM209 226V225H208ZM214 226H216V227H219L218 225H214ZM223 226L221 227L222 229H220V230H222L221 232H223ZM227 226H230V225H227ZM257 226V225H256ZM255 226V227H256ZM262 225L260 224V227H261ZM254 227V226H253ZM53 228H55V226L53 227ZM69 229L68 230H71L72 228L71 227H68ZM74 228V227H73ZM227 228H229V227H227ZM257 228H259V227H256V228H254V230L255 229H257ZM38 230H39V228H37ZM75 229V228H74ZM81 229V228H80ZM96 229V228H95ZM108 229V228H107ZM211 229H213L212 227H211ZM233 229V228H232ZM231 229V226H230V229H227V230H232ZM244 229H247V228H244ZM248 229H251V231L253 230L251 227L250 228H248ZM38 230H36V226H35V231H37L38 233H39V231ZM54 230H56V229H53V231ZM67 230V231H68ZM77 230V229H76ZM75 230V232H77ZM83 230V229H82ZM96 230H98V229H96ZM108 230V231H109ZM213 230H216L215 228L213 229ZM212 230V231H213ZM226 230V229H225ZM235 230V229H234ZM233 230V231H234ZM53 231H52V236H54L53 235ZM73 231V230H72ZM161 231H163V230H161ZM229 231H227V232H229ZM236 231V230H235ZM239 231H241V230H239ZM1 232V231H0ZM3 232H5V229H4V231ZM42 232V233H41ZM55 232V231H54ZM70 232V231H69ZM75 232H74V235H75ZM94 232V231H93ZM106 232V231H105ZM220 231H219V234L221 233ZM231 232V231H230ZM247 232V230H244V232L243 233H246ZM248 232H250V230L248 231ZM248 232H247V234H248ZM263 232V231H262ZM80 232H78V233H76V234H79ZM91 233V232H90ZM209 234H210V232H208ZM233 233V232H232ZM235 233V232H234ZM64 234V233H63ZM66 234V233H65ZM64 234V237H66V235ZM240 233H236V235H237V237H234L233 235V238L236 240V239H238V238H240V240H242V241H245L246 240V236H247V234H245V235H240V236H238ZM96 235V234H95ZM95 235H93L94 237H95ZM51 236V237H52ZM84 236H86V234L84 235ZM106 236H107V234H106ZM55 237V236H54ZM70 237V236H69ZM93 237V238H94ZM231 237V236H230ZM229 237V238H230ZM252 237H254V236H252ZM262 237V236H261ZM260 237V238H261ZM71 238V237H70ZM91 238H92V233H91ZM166 238V239H165ZM219 238V237H218ZM256 238L257 237H255V239L254 240H256ZM259 238V237H258ZM264 238V237H263ZM90 238H88V240H89ZM112 239V238H111ZM170 239V238H169ZM252 239V238H251ZM190 240V239H189ZM193 240V239H192ZM226 240H227V237H226ZM65 241V242H64ZM87 241V240H86ZM170 241V240H169ZM237 241V240H236ZM235 241V242H236ZM12 244H11V243ZM57 242V243H56ZM91 242V241H90ZM98 242V241H97ZM219 242V241H218ZM228 242H229V239H228ZM7 243H10V245H8ZM86 243V242H85ZM98 243H100V242H98ZM84 243H82V245H83ZM87 244V243H86ZM89 244H91V243H89ZM93 244V243H92ZM91 244V245H92ZM202 244V243H201ZM225 244H227V243H225ZM224 243H223V245H225ZM229 244V243H228ZM7 245V246H6ZM100 245V244H99ZM110 245V246H109ZM219 245H221V244H219ZM232 245V244H231ZM59 246V247H58ZM90 246V245H89ZM88 246V247H89ZM101 246V245H100ZM172 246V245H171ZM198 246V245H197ZM197 246H196V248H197ZM228 246V245H227ZM226 246V247H227ZM262 246H264V245H262ZM87 247V248H88ZM223 247V246H222ZM225 247V248H226ZM229 247V246H228ZM227 247V248H228ZM232 246H230V248H231ZM86 248V249H87ZM221 248V247H220ZM226 248V249H227ZM254 249H255V247H253ZM100 249V248H99ZM200 249H202V247H200ZM101 250V249H100ZM123 250V252H121ZM222 250V249H221ZM245 248H241V249H238L237 251H236V253L234 254V256L235 257H240V256H242L243 254H244V252H245ZM257 250H258V248H257ZM102 251V250H101ZM100 251V252H101ZM201 251V250H200ZM230 251V250H229ZM260 251V250H259ZM198 252V251H197ZM257 252V251H256ZM118 253V254H117ZM202 253V252H201ZM226 254H227V251L225 252ZM120 254V255H121ZM203 254H204V252H203ZM215 254H217V252L216 253H214V255ZM228 254H229V252H228ZM118 255V256H117ZM202 255V254H201ZM218 256H219V254H217ZM231 255V254H230ZM230 255H228V256H230ZM253 256V254L251 253L250 254V256ZM128 256V255H127ZM225 256H227V255H225ZM225 256H223V257H225ZM215 257H216V255H215ZM222 257V256H221ZM203 258V257H202ZM218 258V257H217ZM127 259H129L130 260V258L129 257H127ZM255 259V258H254ZM129 260H127V262L129 261ZM123 261V260H122ZM124 262V261H123ZM126 262V264H128V263H130V262H128L127 263ZM79 263V262H78ZM87 263V262H86ZM98 263V264H99ZM228 263V262H227ZM197 264V263H196ZM230 264V263H229Z\"/></svg>","mask_w":264,"mask_h":264}]
</instances>
